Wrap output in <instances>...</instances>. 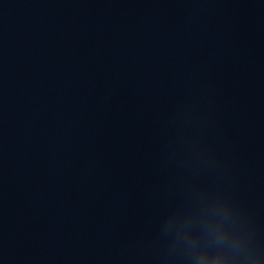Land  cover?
Returning <instances> with one entry per match:
<instances>
[{"label":"clouds","instance_id":"clouds-1","mask_svg":"<svg viewBox=\"0 0 264 264\" xmlns=\"http://www.w3.org/2000/svg\"><path fill=\"white\" fill-rule=\"evenodd\" d=\"M187 149L194 174L215 165L195 138ZM186 191L185 202L173 208L160 225L166 260L172 264H264V244L229 195L195 185Z\"/></svg>","mask_w":264,"mask_h":264}]
</instances>
